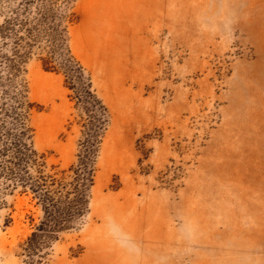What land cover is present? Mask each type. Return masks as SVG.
I'll return each instance as SVG.
<instances>
[{
  "label": "rangeland",
  "instance_id": "1",
  "mask_svg": "<svg viewBox=\"0 0 264 264\" xmlns=\"http://www.w3.org/2000/svg\"><path fill=\"white\" fill-rule=\"evenodd\" d=\"M0 264H264V0H0Z\"/></svg>",
  "mask_w": 264,
  "mask_h": 264
}]
</instances>
